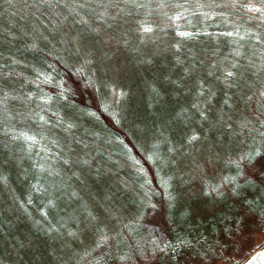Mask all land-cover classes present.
Instances as JSON below:
<instances>
[{
	"label": "trees",
	"instance_id": "1",
	"mask_svg": "<svg viewBox=\"0 0 264 264\" xmlns=\"http://www.w3.org/2000/svg\"><path fill=\"white\" fill-rule=\"evenodd\" d=\"M261 6L0 0V264H237L260 246ZM192 150L219 166L181 177Z\"/></svg>",
	"mask_w": 264,
	"mask_h": 264
},
{
	"label": "rangeland",
	"instance_id": "2",
	"mask_svg": "<svg viewBox=\"0 0 264 264\" xmlns=\"http://www.w3.org/2000/svg\"><path fill=\"white\" fill-rule=\"evenodd\" d=\"M235 1V0H234ZM227 3V4H226ZM233 3V1H225V3H223L222 5L228 7L229 4ZM254 5V3H252ZM255 7V6H254ZM259 10L261 19L264 20V6H261L260 9L257 8L256 11ZM263 78L260 79V81L262 82V84L264 83V80H262ZM259 94L264 95V85H259ZM260 97V96H259ZM260 99V98H259ZM254 102V101H253ZM255 109V104L252 105V109L247 113L246 119L247 120H256V119H264L263 117H261L259 114H255L252 111H254ZM255 112V111H254ZM190 156L186 157L183 161H181L177 167H176V171L177 173L183 177V178H193L192 176L195 175V173L197 170H199V172H203L205 174L209 173H213L216 169L217 166H219L220 160L218 158H214V160H210L209 161V154L205 151H200L199 153H196L195 151L192 150V152H190ZM185 176H189V177H185ZM264 238V232H261L259 230H254V238H253V242L255 244L260 243ZM233 256L235 257V254H233ZM194 264H223L224 262H222L219 258H216L213 261H208V262H204V261H200V260H195L193 261Z\"/></svg>",
	"mask_w": 264,
	"mask_h": 264
},
{
	"label": "water",
	"instance_id": "3",
	"mask_svg": "<svg viewBox=\"0 0 264 264\" xmlns=\"http://www.w3.org/2000/svg\"><path fill=\"white\" fill-rule=\"evenodd\" d=\"M237 264H264V242Z\"/></svg>",
	"mask_w": 264,
	"mask_h": 264
}]
</instances>
